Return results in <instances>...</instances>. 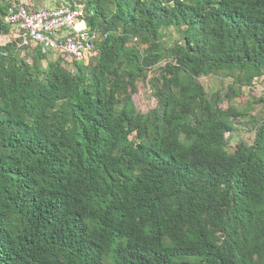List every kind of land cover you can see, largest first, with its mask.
<instances>
[{"label": "trees", "instance_id": "trees-1", "mask_svg": "<svg viewBox=\"0 0 264 264\" xmlns=\"http://www.w3.org/2000/svg\"><path fill=\"white\" fill-rule=\"evenodd\" d=\"M78 1L106 35L90 65L0 46V264H264V119L229 151L252 108L200 83L230 101L264 79V0Z\"/></svg>", "mask_w": 264, "mask_h": 264}, {"label": "built area", "instance_id": "built-area-1", "mask_svg": "<svg viewBox=\"0 0 264 264\" xmlns=\"http://www.w3.org/2000/svg\"><path fill=\"white\" fill-rule=\"evenodd\" d=\"M86 10L80 1H62L60 6L29 8L23 4L8 7L5 22L13 28L17 47L22 52L39 48L46 55L53 53L62 65H90L97 45L105 34L86 27Z\"/></svg>", "mask_w": 264, "mask_h": 264}, {"label": "rangeland", "instance_id": "rangeland-1", "mask_svg": "<svg viewBox=\"0 0 264 264\" xmlns=\"http://www.w3.org/2000/svg\"><path fill=\"white\" fill-rule=\"evenodd\" d=\"M62 1L67 0H20L19 4L37 9L42 7L58 6ZM163 37V41L165 42L170 41L175 43L179 40L178 33H176L173 29L165 31ZM7 43V38L0 37V46ZM134 44L135 43L128 42L126 47L128 49L132 48L134 47ZM47 64V61L42 63L44 67ZM169 64L170 63L165 61L158 62L155 67L149 70L147 79L142 80L137 84V91L133 95V102L137 111L146 114L155 108V100L152 97L153 94L148 81L153 78H157L160 68L169 66ZM231 82L232 80L230 78L222 79L218 76L200 80L206 96L208 98H217V105L219 109L225 110L228 107H234L241 110L247 106L252 108L247 117L233 121V132L225 136L226 145L229 151L234 149L240 142L248 146L251 145L254 138V129L264 119V79L256 82L254 86H250L249 88H241L239 90V97L229 101L225 97L227 92H229ZM132 137L130 139H132ZM105 264L111 263L108 259H106Z\"/></svg>", "mask_w": 264, "mask_h": 264}, {"label": "crops", "instance_id": "crops-1", "mask_svg": "<svg viewBox=\"0 0 264 264\" xmlns=\"http://www.w3.org/2000/svg\"><path fill=\"white\" fill-rule=\"evenodd\" d=\"M55 7V6H54ZM2 38H7L8 42L9 41H13L15 40L14 39V36L13 34H10L8 35L7 37H2ZM50 59V60H48ZM44 61H47V63H59V64H65L62 62V60H60V58H56L55 55L53 53H50V54H46L45 55V60Z\"/></svg>", "mask_w": 264, "mask_h": 264}]
</instances>
